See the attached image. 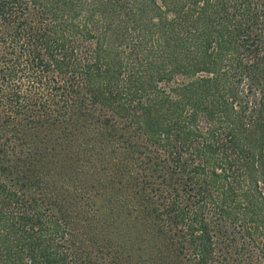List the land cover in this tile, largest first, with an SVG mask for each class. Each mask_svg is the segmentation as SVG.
Returning <instances> with one entry per match:
<instances>
[{"label": "trees", "instance_id": "1", "mask_svg": "<svg viewBox=\"0 0 264 264\" xmlns=\"http://www.w3.org/2000/svg\"><path fill=\"white\" fill-rule=\"evenodd\" d=\"M0 264H264V0H0Z\"/></svg>", "mask_w": 264, "mask_h": 264}, {"label": "rangeland", "instance_id": "2", "mask_svg": "<svg viewBox=\"0 0 264 264\" xmlns=\"http://www.w3.org/2000/svg\"><path fill=\"white\" fill-rule=\"evenodd\" d=\"M100 190H101V188H99L98 185H96L95 188H92L91 199H99V194L104 192V191H102V190L100 191Z\"/></svg>", "mask_w": 264, "mask_h": 264}]
</instances>
